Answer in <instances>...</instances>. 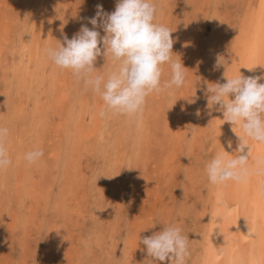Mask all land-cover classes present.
Masks as SVG:
<instances>
[{
	"label": "bare ground",
	"instance_id": "bare-ground-1",
	"mask_svg": "<svg viewBox=\"0 0 264 264\" xmlns=\"http://www.w3.org/2000/svg\"><path fill=\"white\" fill-rule=\"evenodd\" d=\"M6 1L0 127L11 164L0 168V264H35L30 240L49 214L39 264H155L140 240L164 224L189 238L185 264H264V143L244 137L246 181L212 185L205 173L216 153L236 155L242 135L208 106L207 84L264 73V0H151L186 78L151 93L138 117L101 116L100 96L45 52L82 24L92 28L98 4L111 13L118 0ZM112 66L100 56L93 75L106 78ZM162 69L163 84L169 65ZM33 150L43 156L30 164Z\"/></svg>",
	"mask_w": 264,
	"mask_h": 264
},
{
	"label": "clouds",
	"instance_id": "clouds-1",
	"mask_svg": "<svg viewBox=\"0 0 264 264\" xmlns=\"http://www.w3.org/2000/svg\"><path fill=\"white\" fill-rule=\"evenodd\" d=\"M155 15L156 6L151 0H118L111 13L98 4L95 15L87 18L92 28L82 24L71 39L65 35L58 47L46 48V55L58 68L71 70L78 81H83L86 88L100 96L103 101L101 116L111 113L138 117L151 93L180 88L186 78L185 67L172 59V31L155 23ZM97 29H102L105 35L101 36ZM100 56L113 61L106 78L93 75L94 63ZM165 64L169 65L170 73L169 79L162 84ZM223 64L219 60L214 67ZM261 80H264V73L244 76L240 72L226 77L224 83L207 84L208 106H217L224 123L238 125L242 130V135H237L240 142L234 157L218 152L206 163L205 173L212 185L246 181L250 146L244 137L264 143V83H260ZM7 135L8 129L0 127V168L11 164L3 143ZM231 144L228 141L229 147ZM42 156L41 150H33L24 158L31 164ZM257 164L264 166V158ZM151 227H155L154 222ZM140 242L155 264H185L189 255V238L175 224H164L162 230L143 237Z\"/></svg>",
	"mask_w": 264,
	"mask_h": 264
},
{
	"label": "rangeland",
	"instance_id": "rangeland-1",
	"mask_svg": "<svg viewBox=\"0 0 264 264\" xmlns=\"http://www.w3.org/2000/svg\"><path fill=\"white\" fill-rule=\"evenodd\" d=\"M7 9H9V7L7 6V1L5 0L3 2V1L0 0V11L7 10ZM208 27L211 28V25H209ZM2 73H4V72H2ZM189 134H190V136H192L191 131L189 132ZM85 182H86V180L83 181V184ZM80 193L84 194L81 188H80ZM106 195H109L108 192L106 193ZM48 216H49V218H51V214H49ZM38 218H41V217L39 216ZM49 218L43 221V223H42V225L40 227V229H41L40 233L35 230L33 239L30 240V246L29 247H31L32 249L36 248V253L37 254L35 256V264H39L40 263V261L42 259L41 257H42V254H43V249H44V246H45V242L48 240V236H49L48 233L50 232V229H51V224L49 225V221L51 219H49ZM23 240L25 241V239H23ZM16 247L17 248L15 249V251L12 250V253L14 251V254H16V255L18 254L19 255L20 254L19 252L21 251V247L18 244H16ZM17 249H19V252H18ZM29 252H31V251H27L28 254H29ZM116 253H117L118 257H120L122 255V253H123L122 252V243L118 247ZM31 254H32V252L30 253V255ZM10 256H12V255H10ZM9 261H10V264H15L14 261H12V260H9Z\"/></svg>",
	"mask_w": 264,
	"mask_h": 264
}]
</instances>
